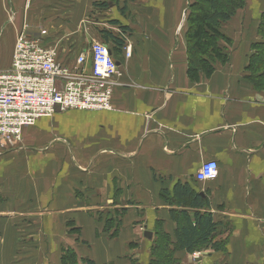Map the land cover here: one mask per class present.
I'll return each instance as SVG.
<instances>
[{
	"label": "crops",
	"instance_id": "crops-1",
	"mask_svg": "<svg viewBox=\"0 0 264 264\" xmlns=\"http://www.w3.org/2000/svg\"><path fill=\"white\" fill-rule=\"evenodd\" d=\"M94 1L0 0V70L24 28H47L65 58L100 40L98 29L118 33L113 19L132 46L128 58L111 52L120 75L110 110L40 118L0 152V264H24L13 256L22 234L53 250L52 264L63 246L78 261L148 264L155 232L174 242L182 210L209 213L221 247L179 250L181 264H264V89L245 77L264 0H246L225 24L228 60L208 75L188 72L183 0H107L105 10ZM209 159L217 178L197 181ZM177 184L207 205L180 202Z\"/></svg>",
	"mask_w": 264,
	"mask_h": 264
},
{
	"label": "built area",
	"instance_id": "built-area-1",
	"mask_svg": "<svg viewBox=\"0 0 264 264\" xmlns=\"http://www.w3.org/2000/svg\"><path fill=\"white\" fill-rule=\"evenodd\" d=\"M118 33L126 42L122 50L128 58L132 51L128 32ZM47 36L45 27L36 34L22 29L9 66L0 70V152L19 147L22 129L40 118L67 110L112 108L114 76L120 72L108 45L92 40L86 49L62 58L58 43H48ZM217 175L218 163L209 159L201 162L195 179L212 181Z\"/></svg>",
	"mask_w": 264,
	"mask_h": 264
},
{
	"label": "trees",
	"instance_id": "trees-1",
	"mask_svg": "<svg viewBox=\"0 0 264 264\" xmlns=\"http://www.w3.org/2000/svg\"><path fill=\"white\" fill-rule=\"evenodd\" d=\"M245 4L246 0H192L185 17L187 26L185 44L188 54L186 58L190 74L201 72L208 75L216 61L227 62L231 39L224 31V26ZM93 5L98 10H105L107 0H95ZM123 10L120 9L122 13ZM109 24L118 25L120 30L128 32V29L116 20H109ZM98 33L100 41L107 44L111 52L122 49L124 40L119 33L104 27L98 29ZM257 34L260 38L251 45L249 61L245 66V77L254 88L264 89V10L259 17ZM174 193L180 202H185L186 198L191 196L189 202L191 207L207 205L197 194H192L187 186L177 184ZM187 212L186 210L180 212L174 242L163 231L155 232L148 264H181L175 255L177 251L192 253L209 244L219 250L221 244L212 242L217 224L213 222L211 215L204 211L202 213L195 211L190 218ZM61 251V264H94L87 258L78 261L74 250L69 247L63 246Z\"/></svg>",
	"mask_w": 264,
	"mask_h": 264
},
{
	"label": "rangeland",
	"instance_id": "rangeland-1",
	"mask_svg": "<svg viewBox=\"0 0 264 264\" xmlns=\"http://www.w3.org/2000/svg\"><path fill=\"white\" fill-rule=\"evenodd\" d=\"M188 2H189V4L186 3V0H183L182 7L180 9V13H181V15L183 14V17H184L182 26L180 28V30L182 31L181 35H183V39H185V37H184L185 33H183V32H184L185 28L187 27L185 17H186V14L188 13V11L190 10L189 5L191 4L192 0H188ZM7 11H8V8H7ZM7 11H6V13H7ZM100 14H102V13H100ZM103 17L105 18V16H103ZM97 18H101V16H98ZM94 40L101 42L97 38H95ZM19 237L20 238H18L16 248L13 251V256L16 260V263H23L22 261L24 260V264H25V262H27L26 264H35V262L40 261L42 258H45L46 262L48 264L54 263L53 258H55V254H54L53 250H50V251L46 250L45 252L41 251V245L42 244L36 245L35 243H30V241H28V239H26L27 236H24L23 234L20 235ZM24 239H26V241ZM39 246H40V248H39ZM39 263H41V261Z\"/></svg>",
	"mask_w": 264,
	"mask_h": 264
},
{
	"label": "water",
	"instance_id": "water-1",
	"mask_svg": "<svg viewBox=\"0 0 264 264\" xmlns=\"http://www.w3.org/2000/svg\"><path fill=\"white\" fill-rule=\"evenodd\" d=\"M145 234L149 237L151 235L150 231H146Z\"/></svg>",
	"mask_w": 264,
	"mask_h": 264
}]
</instances>
